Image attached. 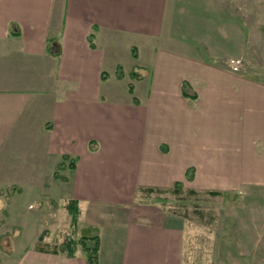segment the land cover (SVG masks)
I'll list each match as a JSON object with an SVG mask.
<instances>
[{"label":"crops","instance_id":"1","mask_svg":"<svg viewBox=\"0 0 264 264\" xmlns=\"http://www.w3.org/2000/svg\"><path fill=\"white\" fill-rule=\"evenodd\" d=\"M200 1L0 0V188L76 201L97 264H183L188 220L144 190L264 186V84L221 63ZM37 241L0 264H89Z\"/></svg>","mask_w":264,"mask_h":264},{"label":"rangeland","instance_id":"2","mask_svg":"<svg viewBox=\"0 0 264 264\" xmlns=\"http://www.w3.org/2000/svg\"><path fill=\"white\" fill-rule=\"evenodd\" d=\"M203 1L197 5L207 28L203 39L210 40L216 24L213 37L219 40L221 63L229 64L228 59L239 74L264 84V0ZM16 190L0 188V251L17 250L36 239V249L59 252L65 241L78 244L93 237L78 229L81 212L74 224L66 205L38 202L41 194L34 188ZM148 196L147 201L188 220L183 264H264V186L221 196L190 195L184 189ZM79 248L83 250L80 243Z\"/></svg>","mask_w":264,"mask_h":264},{"label":"trees","instance_id":"3","mask_svg":"<svg viewBox=\"0 0 264 264\" xmlns=\"http://www.w3.org/2000/svg\"><path fill=\"white\" fill-rule=\"evenodd\" d=\"M56 44H52V45H49L48 46V52L52 55H55V56H59L60 55V49H59V46H55ZM119 78L122 77V71L119 69ZM135 77H137L136 74H134ZM134 77V76H133ZM133 87L131 86L130 87V93H133ZM183 93L185 96H188V97H191L193 99L196 98V96H189V92H188V85L187 84H183ZM64 159H67V158H64ZM64 169V164H60L59 165V170H62ZM188 180H191L192 179V174L191 172L188 174ZM16 188H14L15 190ZM183 189V186L181 183H176L175 184V187L172 189V190H159V189H147V190H144L146 191L147 193L149 194H152V193H155V192H158V193H161V192H173L175 194H179L181 192V190ZM188 193L190 195H199L198 192H195V191H188ZM206 194H209L211 196H221L222 193L220 192H206ZM65 208L68 210L69 214L72 216V222L74 224L77 223V217L79 216V213H80V209H79V206H78V203L76 201H71L69 202ZM202 215V214H201ZM202 217V216H201ZM80 244H82L83 246V252L86 253L87 255V260H88V263L89 264H97L98 262V255H99V249H100V239L98 236H94L92 238H88V237H83L82 238V241L79 242ZM78 243V244H79ZM77 242L75 241H71V240H68V241H65V243L61 246L58 247V251H54V253H65L67 254L69 257H74L76 252H77V246H78Z\"/></svg>","mask_w":264,"mask_h":264}]
</instances>
